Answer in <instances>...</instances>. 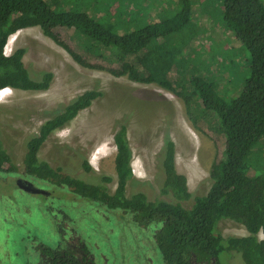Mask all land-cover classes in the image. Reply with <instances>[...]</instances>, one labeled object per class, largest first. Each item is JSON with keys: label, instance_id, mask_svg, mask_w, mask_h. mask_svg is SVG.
I'll return each mask as SVG.
<instances>
[{"label": "rangeland", "instance_id": "rangeland-1", "mask_svg": "<svg viewBox=\"0 0 264 264\" xmlns=\"http://www.w3.org/2000/svg\"><path fill=\"white\" fill-rule=\"evenodd\" d=\"M58 1H66L67 6L90 5L91 13L98 19L114 20V15L122 14L125 20L133 18L132 25L164 17L180 2ZM192 1L194 13L187 27L186 51L181 54L188 65L184 68V75H202L214 81L217 93L230 101L244 88L250 69V53L234 31L223 24L222 0ZM169 39L167 42L171 44L176 42L175 37ZM8 41L5 47L7 54L16 48L26 47L25 65L33 71H52L54 76L48 89L9 88V94L0 100V138L9 154L5 166H16L15 170L0 172V264H35L36 252L41 259V246H58L62 215L67 221L65 229L68 235L79 233L99 264H166L154 239L159 223L141 226L129 211L80 197L67 186L36 179L37 186L51 192L54 197L52 205L58 209L60 206L61 214L55 208H48L51 204L47 203L50 201L48 197L20 192L13 174L23 172L26 141L38 133L40 125L75 96L85 90L96 89L101 94L45 140L38 153L39 159L47 161L53 168L62 167L63 173L80 176L89 182L98 183L102 175L111 176L112 180L104 184L113 193L117 185L113 137L119 124L124 122L133 152L135 176L129 181L126 194L129 196L141 189L150 199L176 202L178 200L174 196L162 193L159 188V157L164 135L169 131L175 143V164L179 172H184L187 157L194 156L202 163L204 177L189 190L195 194L205 193L210 187L212 163L224 156L225 137L217 115L211 112L207 118H201L200 108L191 109L192 116L197 119L194 123L183 98L173 90L157 82H138L127 76H115L105 70L85 67L45 35L39 26L22 28L10 35ZM100 148V154L94 159ZM83 159L91 164L93 169L90 172L81 167ZM251 160L264 162V137L259 147L253 149ZM30 199L31 211L25 212L18 203H28ZM192 202V198L181 201L186 207H190ZM6 210L9 211L8 218ZM217 232L223 237L248 233L242 224L229 218L219 222ZM259 237L264 239V232H260ZM220 262L245 264L236 251H223Z\"/></svg>", "mask_w": 264, "mask_h": 264}, {"label": "trees", "instance_id": "trees-1", "mask_svg": "<svg viewBox=\"0 0 264 264\" xmlns=\"http://www.w3.org/2000/svg\"><path fill=\"white\" fill-rule=\"evenodd\" d=\"M65 4L66 1L58 0H0V89L49 88L53 72L27 67L23 59L26 47L10 54L5 52L10 35L22 28L39 26L85 67L138 82H157L173 90L183 98L194 123L197 119L191 109L200 108L201 118L214 112L225 137L224 156L211 165L207 192L195 194L188 189L187 177L176 168L175 143L167 131L159 157L158 182L162 193L178 201L150 199L141 189L128 196L127 185L135 178L133 152L127 126L121 122L113 137L117 173L113 193L104 184L112 180L111 176L102 175L101 181L95 183L63 173L62 167L53 168L40 160L38 153L55 129L68 124L101 94L88 89L58 108L40 125L38 133L27 139L23 171L57 186L64 184L80 197L129 211L141 226L159 223L154 239L166 264H221L223 251L240 253L245 264H264V239L259 237L264 232V162L251 160L253 149L264 137V3L222 0L223 24L234 31L251 56L244 88L230 101L217 93L214 81L202 75H184L187 59L181 54L186 51L187 27L194 13L192 0H180L178 7L166 16L138 25H132L133 18L123 19L122 14L114 15V20L95 18L92 7L84 3ZM171 37L176 42H167ZM8 158L0 138V172L16 169L14 164L5 166ZM81 167L85 172L93 169L87 159H83ZM46 197L51 203L48 208L62 214L60 206L61 211L52 205L54 197ZM191 198L190 207L181 203ZM61 218L60 234L69 242L56 247L41 246V264H99L79 233L68 235L66 218ZM223 218L242 224L248 233L223 237L217 232Z\"/></svg>", "mask_w": 264, "mask_h": 264}, {"label": "flooded vegetation", "instance_id": "flooded-vegetation-1", "mask_svg": "<svg viewBox=\"0 0 264 264\" xmlns=\"http://www.w3.org/2000/svg\"><path fill=\"white\" fill-rule=\"evenodd\" d=\"M13 175H14V182H15V184H16V186H17V188L19 189L20 192L29 193V194H42L44 196H50L51 192L49 190L37 186L36 179H39V178H37L35 176L28 175L24 171L23 172H18L17 171ZM61 186L65 187L64 184L61 185ZM33 187H37V188L43 189L44 192H32V191H29L27 189V188H33ZM30 202L32 203V199H30L28 201V203L27 202L26 203H18V206H20L21 208L24 207L25 212H28V211H31V207H30V204H29ZM7 211L8 210H6V215L9 213V211L8 212ZM7 218H8V215H7ZM65 242L68 243L69 241L66 240V239L64 241L63 237L60 234V242H59L58 246L62 245ZM36 253H37V258H36V261L34 263L35 264H41L42 263V258L39 259V252H36ZM40 254H41V252H40Z\"/></svg>", "mask_w": 264, "mask_h": 264}, {"label": "crops", "instance_id": "crops-1", "mask_svg": "<svg viewBox=\"0 0 264 264\" xmlns=\"http://www.w3.org/2000/svg\"><path fill=\"white\" fill-rule=\"evenodd\" d=\"M187 164H185L183 171L184 172H179L181 174H184L187 177V182H188V189L195 187L198 182L202 179V177H204L203 175V170L204 167L202 166V163H200L199 159L196 158L194 156L191 157H187L186 162ZM187 172V173H186ZM188 172H190L188 174ZM192 186V187H191Z\"/></svg>", "mask_w": 264, "mask_h": 264}, {"label": "bare ground", "instance_id": "bare-ground-1", "mask_svg": "<svg viewBox=\"0 0 264 264\" xmlns=\"http://www.w3.org/2000/svg\"><path fill=\"white\" fill-rule=\"evenodd\" d=\"M9 88L10 87H5V88L0 89V100H2L4 97H6L9 94ZM101 149L102 148H100L99 150L96 151L94 159H96L97 155L100 154Z\"/></svg>", "mask_w": 264, "mask_h": 264}, {"label": "water", "instance_id": "water-1", "mask_svg": "<svg viewBox=\"0 0 264 264\" xmlns=\"http://www.w3.org/2000/svg\"><path fill=\"white\" fill-rule=\"evenodd\" d=\"M29 191L32 192H44L43 189L37 188V187H33V188H27Z\"/></svg>", "mask_w": 264, "mask_h": 264}]
</instances>
